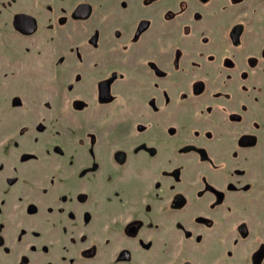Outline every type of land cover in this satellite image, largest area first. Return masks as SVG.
<instances>
[{"label": "rangeland", "instance_id": "rangeland-1", "mask_svg": "<svg viewBox=\"0 0 264 264\" xmlns=\"http://www.w3.org/2000/svg\"><path fill=\"white\" fill-rule=\"evenodd\" d=\"M263 50L264 0H0V264H248L264 236L231 223L264 175Z\"/></svg>", "mask_w": 264, "mask_h": 264}, {"label": "flooded vegetation", "instance_id": "flooded-vegetation-1", "mask_svg": "<svg viewBox=\"0 0 264 264\" xmlns=\"http://www.w3.org/2000/svg\"><path fill=\"white\" fill-rule=\"evenodd\" d=\"M234 2H237V1H234ZM91 3L89 2H79L77 3V6L73 8V14H75V10H78L80 9V11L83 12V15L79 14L78 16L80 18H87L90 16L91 14ZM14 22H13V25L15 27H17L18 30L26 33L25 31L22 30V27L21 25L23 26L24 25V22L27 21L28 19V16L29 18L30 17H33L32 15H30L29 13H25V12H15L14 13ZM34 18V22H35V26H36V19L35 17ZM17 20V21H16ZM15 21H16V24H15ZM137 22H140L139 24V29L140 31H142L144 28L146 29L147 28V21L144 20L143 18L142 19H139ZM36 29V28H35ZM35 31V30H34ZM139 31V32H140ZM28 33V32H27ZM26 33V34H27ZM32 33V32H30ZM236 32H233L232 34V39L237 42L239 41L240 39V34H235ZM264 52V50L262 51ZM117 74H115V72H111V75L110 77H106V79H102L100 80V82L98 83V87H100V91H101V94L102 96H106L108 91H109V87H108V84L110 81H112L115 77H116ZM243 75L246 76L247 73L246 72H243ZM193 85H192V90H193V93H200L202 92L204 89H205V83L201 80V79H196L194 80L193 82ZM231 117L232 119H239L241 114L238 113V111L236 112H232L231 114ZM237 143L239 146H242V147H250V146H255L256 144H259L258 141H259V136L257 133L255 132H243L242 134L238 135L237 137ZM182 151V150H180ZM261 170V169H260ZM263 173L264 171L261 170ZM176 174L177 175V171L174 169L173 170V174ZM200 180V178L198 179ZM196 183V182H195ZM256 186L257 188V192H255L254 194H259V190L262 191V193L260 194L261 196H264V175L261 176V178L259 179L258 177H256V179H254V182L252 183ZM209 186H207V189L209 188L212 192V200L209 201V203H211V201H223L226 197V193L227 190H234L236 188V185L230 181H226L225 183H223V186L220 187V186H217V185H214V184H207ZM245 190H243V194L242 196L240 197L239 196V200L238 202H240L241 204L239 205V211L241 212H246L250 215V218H248L246 216V213H244V215H240L236 220V222L234 223H231L233 224V226H237V231L235 232V236H241L243 238H245L246 236H248L247 234L249 233V226H254L255 228V231H258L259 235H263L264 236V217L263 216H258L259 214V210L257 209L256 205H257V200L255 199V195L251 194H245ZM169 203H170V206L172 207L171 209H174V210H178L180 208H183L187 202H188V199H187V196H186V193L184 192L183 189H175L173 190V192H171V195L169 196ZM243 198V201H244V204L246 205L245 207H242V199ZM205 199V198H204ZM207 201V200H205ZM264 208V207H263ZM237 211V212H239ZM226 214L223 216L225 217ZM206 216H203L201 215L198 220L199 221H203L204 224H206L207 226H215L214 224L210 223L209 221L211 220L210 217H206ZM229 223H227L228 225ZM236 224V225H234ZM249 224V226H248ZM225 225V224H224ZM135 225L134 224H130L129 225V231L133 232L135 230ZM226 226V225H225ZM250 249H249V256L247 257V263L248 264H264V239L260 240L259 242H255L254 241V244L250 245L249 246ZM230 256V255H229ZM227 256V254H222V255H219V256H216L213 260L210 261V264H221L219 261H221L223 258L225 257H229ZM239 263L238 264H245L243 262H241L240 260H238ZM180 264H195L193 263V261H191V259L189 258H183L180 260L179 262ZM237 264V263H235Z\"/></svg>", "mask_w": 264, "mask_h": 264}, {"label": "water", "instance_id": "water-1", "mask_svg": "<svg viewBox=\"0 0 264 264\" xmlns=\"http://www.w3.org/2000/svg\"><path fill=\"white\" fill-rule=\"evenodd\" d=\"M75 11H76L75 13H76L77 15H78V14L83 15V12L80 11V9L75 10ZM16 21H17V20H16ZM16 21H15V24H16ZM34 21H35V20H34L33 17H30V18H29V16H28V19H27L26 22H24V25H23V26L21 25L22 30L25 31L26 33H27V32H33V31L35 30V28H36V26H35V22H34Z\"/></svg>", "mask_w": 264, "mask_h": 264}]
</instances>
